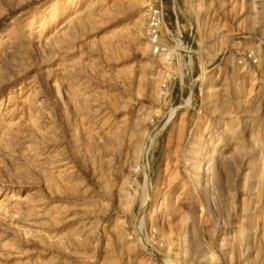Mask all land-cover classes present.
<instances>
[{
    "label": "rangeland",
    "instance_id": "obj_1",
    "mask_svg": "<svg viewBox=\"0 0 264 264\" xmlns=\"http://www.w3.org/2000/svg\"><path fill=\"white\" fill-rule=\"evenodd\" d=\"M152 1L0 0V264H264V50L243 66L231 48L264 49V0H179L192 94L169 110ZM139 222L160 253L129 238Z\"/></svg>",
    "mask_w": 264,
    "mask_h": 264
},
{
    "label": "built area",
    "instance_id": "obj_2",
    "mask_svg": "<svg viewBox=\"0 0 264 264\" xmlns=\"http://www.w3.org/2000/svg\"><path fill=\"white\" fill-rule=\"evenodd\" d=\"M179 6V0H168V2L166 0H153L145 8L142 17L141 37L148 46L149 53L161 59L164 64L160 68L161 79L157 94L164 103V107H168V110L176 99L185 101L192 94L189 91V94L184 99L182 83H179L178 86L176 85L175 63L182 61L185 56L190 57L194 51L192 40L191 42L188 40L190 37L193 39V28L192 26L186 28L180 22L179 16L181 12ZM186 35L188 38H186ZM231 48L233 49L232 58L237 65L243 66L258 64L264 50L262 46H259V48L233 46ZM223 54L228 56L227 49L223 51ZM164 117L165 114L156 111L150 117V124L157 127ZM167 122H164L160 131L163 130ZM154 138H150L148 145H144L139 162L131 168L127 179L128 187L136 184L140 176L145 182L149 178ZM129 238L143 245L150 255H156L164 248V240L160 235L158 226L154 223H149L148 227H144L139 222L129 234Z\"/></svg>",
    "mask_w": 264,
    "mask_h": 264
},
{
    "label": "bare ground",
    "instance_id": "obj_3",
    "mask_svg": "<svg viewBox=\"0 0 264 264\" xmlns=\"http://www.w3.org/2000/svg\"><path fill=\"white\" fill-rule=\"evenodd\" d=\"M194 53H195V51H194ZM60 96H61V95H60ZM60 96H59V97H60ZM172 110H174V111H175V110H176V108H175V109H172ZM172 110H171V111H172ZM170 114H171V112H170ZM156 193H157V192H156ZM153 197H154V196H153ZM155 200H156V199H153V203H154V201H155ZM149 205H150V204H149Z\"/></svg>",
    "mask_w": 264,
    "mask_h": 264
}]
</instances>
